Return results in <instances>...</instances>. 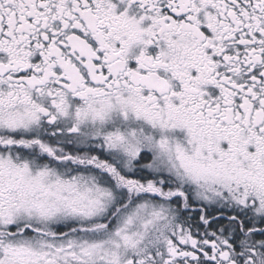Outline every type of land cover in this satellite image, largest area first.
<instances>
[{"label": "snow or ice", "instance_id": "snow-or-ice-1", "mask_svg": "<svg viewBox=\"0 0 264 264\" xmlns=\"http://www.w3.org/2000/svg\"><path fill=\"white\" fill-rule=\"evenodd\" d=\"M0 264H264V0H0Z\"/></svg>", "mask_w": 264, "mask_h": 264}]
</instances>
